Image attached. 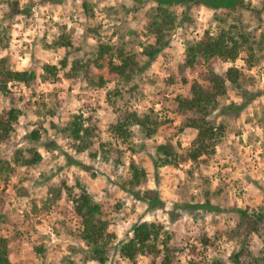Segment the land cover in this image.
Instances as JSON below:
<instances>
[{
	"label": "rangeland",
	"instance_id": "374dc122",
	"mask_svg": "<svg viewBox=\"0 0 264 264\" xmlns=\"http://www.w3.org/2000/svg\"><path fill=\"white\" fill-rule=\"evenodd\" d=\"M83 0H64L54 3L50 0H0V29L10 25V40L3 53L10 56V62L16 69H35L41 71L43 63L57 64L63 57V48L56 50L44 47L56 34L55 24H65L67 30L75 33L74 42L83 47L86 53L94 38L87 37L86 29L95 21L101 23L100 36L105 41L124 43L128 51L139 52V36L130 31H141L143 10L125 14L117 9L109 14L104 8L115 6L122 0H86L93 4L95 20L87 19L81 10ZM12 2H17L20 12L13 13ZM250 5L239 8L233 15L247 25L251 36L257 38L264 29V6L261 0H246ZM151 3L145 5L147 9ZM251 8H254L252 11ZM178 12L180 9H178ZM259 11V13H257ZM195 26L188 29L189 37L200 38L204 29L215 30L213 10L199 6L192 9ZM113 33V34H112ZM181 27H176L170 36L168 46L162 54L143 67L135 78L142 90V96L132 100L133 107L139 112L153 108L159 117L167 118L156 134L150 139H143L138 131L133 137L135 152L124 151V160L132 158L147 170V186L158 191L163 205L150 208L144 202L134 200L123 192L115 183V173L122 175L127 164L118 168L112 162H105L100 157L89 158L88 153H75L71 142L60 135L56 128L49 124L50 118L40 117L43 121L40 130L41 138L33 142L30 132L39 124L34 114L35 100H44L47 105L56 108L52 121L61 125L72 113L81 111L85 116H92L96 124V135L101 140L109 137L107 126L113 121L115 114L105 99L103 90L92 89L80 79L67 78L63 73L55 83L38 82L34 90L24 85L13 84L11 89L21 99L17 107L22 111L16 124V130L9 141L0 144V156L9 155L18 146H34L43 156L41 164L31 172L34 178L25 179L22 169L11 176L7 185L0 183L1 214L7 215L10 221L1 223L0 230L9 239L10 258L15 264H49L62 263L68 258H78L82 244L77 237L79 221L74 214L70 201L65 197L49 210L34 213L31 210L33 200L42 198L49 183L56 182L60 176H68L70 182L79 179L85 188L99 200L104 213L110 221L109 229L115 232L116 239L105 264H149L151 259L140 256L135 263L121 259L117 254L119 243L131 236L132 225L142 220H156L173 232V241L182 244L195 243L196 251H203L202 256L210 258L213 254L224 260V264H233L231 257L239 252L242 264L251 262L260 248L256 235L245 239L244 244L229 241L224 237L215 240L214 253L204 251L199 246L197 236L201 231L211 238L214 231L232 224L234 208L249 206L251 208L262 202L264 196V56L250 70L243 69L254 77L247 85L250 97L244 108L220 113L213 112L211 119L216 123L223 122L225 135L216 147L215 153L198 166L189 164L178 168L160 167L154 169L151 154L152 144L174 134L173 141L179 140L181 147L189 145L194 133L192 131L177 132L184 114L172 112L170 106L177 95H186L189 84L201 80V72L205 67H189L181 69L184 59L185 36ZM140 64L146 59L137 55ZM242 69L240 56L234 62L216 60L211 63L216 73L223 72L229 66ZM96 72V71H95ZM111 78L106 69L96 72ZM171 79V81L169 80ZM113 85L108 82V88ZM233 89H228L225 104L245 101ZM6 99L0 95V111L6 105ZM28 103L30 105H28ZM56 104L58 106H56ZM40 111V110H39ZM42 112V111H41ZM123 149V146L120 145ZM81 159L88 166L83 170L69 159ZM204 158V157H203ZM193 168V174H185V170ZM94 174L92 177L91 175ZM28 190L27 195L18 192V188ZM209 203L218 210L186 209L185 203ZM4 213V214H3ZM17 230V231H15ZM197 241V242H196ZM34 246H41L37 252ZM191 257L188 249L178 252L176 264H186ZM86 264H96L93 261Z\"/></svg>",
	"mask_w": 264,
	"mask_h": 264
},
{
	"label": "trees",
	"instance_id": "16d2710c",
	"mask_svg": "<svg viewBox=\"0 0 264 264\" xmlns=\"http://www.w3.org/2000/svg\"><path fill=\"white\" fill-rule=\"evenodd\" d=\"M60 3L64 0H50ZM151 5L144 9L145 5ZM264 6V0H261ZM247 4L246 0H122L115 6L104 8L109 14L117 9L125 14L137 13L143 10L141 18V31L130 33L143 38L138 40L139 52L128 51L124 43H112L105 41L100 36L101 23L86 29L87 37L94 38L89 44V50L85 53L83 47L74 42L75 33L67 30L65 24H55L56 34L49 43H44L45 48H63L64 54L57 64L43 63L41 71L35 69H16L10 62V56L3 53L7 48L10 36V25L0 29V95L6 99V105L0 111V144L9 141L16 130V124L22 111L17 107L20 97L12 91L11 85H24L34 90L40 82L55 83L60 74L67 78L80 79L92 89L103 90L107 104L112 107L115 117L107 126L109 137L101 140L96 135V124L92 116H85L78 111L70 114L61 125L57 126L51 119L55 116L56 108L47 105L44 100H35L34 114L37 116V129L30 132L33 142L41 138L40 130L43 121L40 117L50 118L49 124L56 128L61 136L71 142L72 150L77 154L88 153L89 158L100 157L105 162H112L114 168L120 164H127V170L122 175L115 173V183L134 200L144 202L150 208H160L163 201L154 188L147 186V170L137 163L132 156L128 162L124 160V151L135 152L133 137L138 131L143 139L152 138L158 128L168 120L159 117L153 108L139 112L133 107L132 100L142 96V90L134 81L136 75L142 71L159 54H162L168 46L172 31L181 27L185 36L184 59L180 68L205 67L200 73L201 80H193L189 84L186 95L174 97L170 109L172 112L184 114V118L177 128V132L192 131L194 133L190 143L181 147L180 141H173L174 134L156 141L152 144V166L178 168L180 165L189 164L198 166L212 156L222 137L225 135L223 122L216 123L211 119L213 112L227 113L231 110L238 111L245 107L249 100L247 85L254 79L243 69L250 70L257 65L264 56V29L255 38L246 29V24L233 14ZM13 13L19 14L17 2H12ZM199 6L213 10L215 30L204 29L200 38L189 37L188 29L195 26V17L192 9ZM93 4L83 0L81 10L87 19L95 20ZM178 9L180 11L178 12ZM253 11L254 8H251ZM259 13V11L257 12ZM113 34V33H112ZM146 59L144 65L138 61V56ZM242 57V69L229 66L221 73L213 71L211 63L216 60L234 62ZM106 69L111 78L96 73ZM96 71V72H95ZM171 81V79H169ZM113 85L108 88V82ZM233 88L245 101L241 103L231 102L225 104L228 89ZM28 105H30L28 103ZM56 106H58L56 104ZM40 110V111H39ZM42 111V112H41ZM123 146V149L120 148ZM204 157V158H203ZM73 164L83 170L89 166L81 159L69 158ZM43 156L34 146H18L11 153L0 156V183H6L18 169H22L25 179L34 178L31 172L38 167ZM185 174H193V168L185 170ZM92 177L94 174L91 175ZM23 195L28 194L25 188H18ZM264 193V191H263ZM70 201L74 214L79 221L77 237L82 244V250L78 258H68L62 263L51 262L49 264H86L93 261L96 264H105L110 256V250L116 239V234L109 229L110 221L104 213L102 203L97 200L79 181L68 180V176H59L56 182L49 183L45 188L42 198L33 200L31 210H49L62 198ZM182 207L190 210H218V207L209 203L205 198L203 203H185ZM2 200L0 199V212ZM233 223L214 231L211 238L206 232L201 231L197 236L201 249H208L214 253L215 240L224 237L226 240L238 241L244 244L245 239L256 235L260 241L259 250L252 255L248 264H264V196L262 202L251 208L249 206L234 208ZM4 214V213H3ZM1 223L10 221L7 215L0 213ZM17 231V230H15ZM197 242V241H196ZM195 243L182 244L173 241V232L167 229L162 222L156 220H142L134 223L131 228V236L119 243L118 256L126 261L135 263L140 256L151 259L149 264H176L178 252L188 249L191 257L186 264H224L219 256L210 258L202 256L203 251H196ZM35 251L42 252L41 246H34ZM239 252L231 257L233 264H242L239 261ZM0 264H15L10 258L9 239L0 230Z\"/></svg>",
	"mask_w": 264,
	"mask_h": 264
}]
</instances>
